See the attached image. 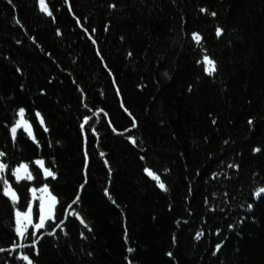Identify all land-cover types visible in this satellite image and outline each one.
I'll list each match as a JSON object with an SVG mask.
<instances>
[{"label":"trees","instance_id":"trees-1","mask_svg":"<svg viewBox=\"0 0 264 264\" xmlns=\"http://www.w3.org/2000/svg\"><path fill=\"white\" fill-rule=\"evenodd\" d=\"M45 3L0 0V264H264V0Z\"/></svg>","mask_w":264,"mask_h":264},{"label":"snow or ice","instance_id":"snow-or-ice-1","mask_svg":"<svg viewBox=\"0 0 264 264\" xmlns=\"http://www.w3.org/2000/svg\"><path fill=\"white\" fill-rule=\"evenodd\" d=\"M9 2H11V0H9ZM39 3H40V10L42 12H44L47 15H52V12L47 7L45 0H39ZM201 11L202 12L206 11V9H201ZM211 15H215V13H211ZM222 34H223V30L221 28L217 27L216 36L219 38ZM192 39L196 42V44L198 46L201 44L202 37L200 36V34L193 33ZM198 63L203 64L204 71L209 76L213 75V73L216 71L215 61L212 60L208 55H204L202 61H199ZM24 115H25V110L23 108H21L18 112V116L20 117V119L16 120L15 125L10 129V132L12 134L13 139H15V137H16L17 129L20 128L21 126L24 127L25 131H27L30 136L32 135L31 126L24 119ZM36 115L38 118H40V122L43 125V119L40 117V113H37ZM251 123H252V121L250 120L249 124H251ZM81 127L83 128V125ZM256 151H259V149H256ZM4 155H5L4 152H0V157H2ZM35 163L40 165L41 167L44 166V162L42 160H37ZM8 167L9 166L7 164L0 163V174H3L8 169ZM230 167H231V165H230ZM145 172L148 176H150L153 180H155L157 182V184L161 188V190H164V191L167 190L165 184L163 182H161L159 176H157L155 173H153L150 169H147V168L145 169ZM12 175L15 177L17 182H20L21 180H25V179H27V180L33 179V175L31 172H29V166L27 164H20L16 169H13ZM44 175L46 177L55 178L54 172H52L50 169H44ZM0 181L3 182L4 195L10 197L13 204L15 205V203L17 201L16 192L12 189L11 185L9 184V181L7 179H5L3 175H0ZM33 192L35 194V190H33ZM41 192L47 193L48 192L47 186H45L43 189H41ZM261 193H264V188L259 189L256 192V195L259 197ZM48 199H49L50 203L47 205V213H45V199L43 196L41 197V212H42V214L40 216V222L34 225V227L36 229L44 228L45 227V220L51 219V210L55 206L56 198L49 194ZM78 200H79V196H77L76 200H74L73 203L74 204L77 203ZM16 217H17V219H16L15 232L17 233V235L19 237L23 238V237H25V235L27 233V225L31 224V222H32L31 221V206H29L28 213L22 214L20 212H17ZM81 222L83 223V221H81ZM57 227H59V225H57ZM52 234L53 233H51V232L48 233V235H52ZM32 235H35V233H32ZM202 235H203V233H197L196 239H200V237ZM219 248H220V245L218 244L217 250H219ZM0 251H4V249L0 248ZM129 251H131V249H129ZM22 258L24 260H26L28 262V264H33V261L28 256H24Z\"/></svg>","mask_w":264,"mask_h":264},{"label":"rangeland","instance_id":"rangeland-1","mask_svg":"<svg viewBox=\"0 0 264 264\" xmlns=\"http://www.w3.org/2000/svg\"><path fill=\"white\" fill-rule=\"evenodd\" d=\"M21 127H23V126H21ZM42 196L45 199V213H47V205L50 203V201L48 199L49 192L42 193L41 190L35 192V194H34V192H32V197L36 201V205L38 206V216H37V220L34 222V220H33L34 218L32 216L33 213H31V221L32 222H31V224H28L27 225V229L30 228V227H32L34 230H36V228L34 227V225L40 222V216L42 214V212H41V197ZM53 209H54V207L51 210V218H52V214H53ZM46 221H48V219H46L45 222Z\"/></svg>","mask_w":264,"mask_h":264},{"label":"bare ground","instance_id":"bare-ground-1","mask_svg":"<svg viewBox=\"0 0 264 264\" xmlns=\"http://www.w3.org/2000/svg\"><path fill=\"white\" fill-rule=\"evenodd\" d=\"M78 220H79V222H81L82 220H81V218H78ZM82 223V222H81Z\"/></svg>","mask_w":264,"mask_h":264},{"label":"water","instance_id":"water-1","mask_svg":"<svg viewBox=\"0 0 264 264\" xmlns=\"http://www.w3.org/2000/svg\"><path fill=\"white\" fill-rule=\"evenodd\" d=\"M38 118V117H37ZM38 121L40 122V118H38ZM41 123V122H40Z\"/></svg>","mask_w":264,"mask_h":264}]
</instances>
